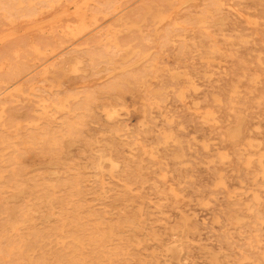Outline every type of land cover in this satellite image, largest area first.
<instances>
[{
	"label": "rangeland",
	"instance_id": "obj_1",
	"mask_svg": "<svg viewBox=\"0 0 264 264\" xmlns=\"http://www.w3.org/2000/svg\"><path fill=\"white\" fill-rule=\"evenodd\" d=\"M96 1L0 0V264H264V0Z\"/></svg>",
	"mask_w": 264,
	"mask_h": 264
},
{
	"label": "bare ground",
	"instance_id": "obj_2",
	"mask_svg": "<svg viewBox=\"0 0 264 264\" xmlns=\"http://www.w3.org/2000/svg\"><path fill=\"white\" fill-rule=\"evenodd\" d=\"M46 1H48V0H46ZM71 2H70V4L68 5V9H67V11H69V13H72L71 15H73V18L72 19H70L72 22H73V24H68L67 25V33H68V35H70V37H71V39L70 40H74L76 37H78L80 34H82V33H84V32H86L90 27H91V25H96L97 23H98V21H99V16H98V14H97V12H98V5H99V3H98V1H96V0H90V1H88V0H70ZM104 1V0H103ZM110 1V0H109ZM187 1V0H186ZM186 1H185V3H186ZM189 1V0H188ZM191 2V1H190ZM19 3V2H18ZM29 3V2H28ZM31 4H32V2H30ZM69 3V2H68ZM107 3H108V1H107ZM110 4V3H109ZM109 4H107V5H109ZM17 5H19V4H17ZM16 5V6H17ZM21 5V4H20ZM29 5V4H28ZM52 5V3H50V6ZM54 5V4H53ZM89 7H88V6ZM183 5V4H182ZM60 6V5H59ZM175 6V5H174ZM179 6H181L180 4H179ZM110 7V5L108 6V8ZM112 7H114V6H112ZM169 7V6H168ZM49 8H51V7H49ZM52 8H54V7H52ZM148 8V7H147ZM146 8V9H147ZM169 8H172L171 6L169 7ZM145 9V10H146ZM179 9V8H178ZM214 9V8H213ZM55 10V9H54ZM63 10V9H62ZM212 10V9H211ZM121 11V10H120ZM172 11V10H171ZM175 11V10H174ZM3 12V11H2ZM63 12V11H62ZM109 11H106V13H108ZM173 12V11H172ZM24 12H22V14H20L21 16H24V14H23ZM61 13V12H60ZM68 13V14H69ZM147 13H148V11H147ZM215 13V12H214ZM31 14L32 13H29L28 14V16H31ZM55 14V13H54ZM68 14H66V15H68ZM104 14L105 13H103L102 15L104 16ZM158 14V13H157ZM172 14V13H171ZM33 15V14H32ZM65 15V16H66ZM101 15V14H100ZM144 15H145V13H144ZM107 16V15H106ZM151 16H153V15H151ZM162 16H164L163 14H162ZM161 15L159 16V15H157V17L156 18H158V20L161 22V17H162ZM41 17V16H40ZM66 17H68V16H66ZM169 17H170V15H169ZM168 17V18H169ZM212 17V16H211ZM59 18V17H58ZM106 18V17H105ZM111 18V17H110ZM117 18H118V16H117ZM145 18V17H144ZM143 18V19H144ZM167 18V19H168ZM59 19H61V18H59ZM154 19V18H153ZM17 20V19H16ZM38 21V19H35V21ZM58 20V19H57ZM108 20V19H107ZM119 20H121V19H119ZM155 20V19H154ZM157 20V19H156ZM165 20V19H164ZM31 21V20H30ZM56 21V20H55ZM122 21V20H121ZM120 21V22H121ZM167 21V20H166ZM23 22V21H22ZM21 22V23H22ZM28 22V21H27ZM43 22V21H42ZM51 22H54V21H51ZM105 22V21H104ZM114 22V21H113ZM36 23V22H35ZM34 23V24H35ZM41 23V22H40ZM116 23V22H115ZM126 23V22H125ZM153 23H154V21H153ZM158 23V22H157ZM176 23V22H175ZM177 23H179V22H177ZM14 24V23H13ZM30 24V23H29ZM32 24V23H31ZM37 24H39V22L37 23ZM36 24V25H37ZM102 24V23H101ZM124 24V23H123ZM129 24V23H128ZM28 25V24H27ZM35 25V26H36ZM45 25V24H44ZM126 25V24H125ZM130 25V24H129ZM178 25V24H177ZM33 26V25H32ZM100 26V25H99ZM98 26V27H99ZM179 26V25H178ZM180 26H183V25H180ZM15 27V26H14ZM38 27V26H37ZM51 27V26H50ZM129 27V26H128ZM127 27V28H128ZM13 28V27H12ZM12 28H10V29H12ZM34 28V27H33ZM96 28V27H95ZM116 28V27H115ZM124 28V27H123ZM129 28H131V27H129ZM30 29V28H29ZM29 29H27V30H29ZM36 29V28H35ZM108 29V28H107ZM204 29V28H203ZM41 30V29H40ZM40 30H38V31H40ZM202 30V29H201ZM18 31V30H17ZM42 31V30H41ZM125 31V30H124ZM204 31V30H203ZM10 32V31H9ZM12 32V31H11ZM27 32V31H26ZM126 32V31H125ZM15 32H13V34H14ZM8 34V33H7ZM29 34V33H28ZM11 35H12V33H11ZM114 35V34H113ZM30 36V35H29ZM84 36V35H83ZM3 37V36H2ZM2 37H0V40H1V38ZM111 36H109V38H110ZM115 37V36H114ZM113 37V38H114ZM4 38V37H3ZM6 39V38H5ZM4 39V40H5ZM79 39V38H78ZM106 40H108L109 41V39L108 38H105ZM111 39V38H110ZM116 39V38H115ZM2 41V40H1ZM77 41V40H76ZM3 42V41H2ZM1 42V43H2ZM65 42H67V39H64V40H61V41H59V42H56V44H54V45H49V46H47V47H45L44 49H42V48H32V49H34L36 52H37V55H36V58H35V62H34V64L33 65H38V63H40L41 61H43V60H45L47 57H50V59L52 58V56H55L56 55V52L58 51V50H60L62 47H63V45L65 44ZM110 42V41H109ZM0 43V44H1ZM73 43V42H72ZM75 43V42H74ZM73 43V44H74ZM111 43V42H110ZM113 43V42H112ZM99 44V43H98ZM116 47H118L117 45H115ZM35 47V46H34ZM81 47V46H80ZM79 47V48H80ZM87 47V46H86ZM29 48H30V46H29ZM66 48V47H65ZM68 48V47H67ZM78 48V47H77ZM108 48V47H107ZM106 48V49H107ZM124 48V47H123ZM105 49V50H106ZM64 50V49H63ZM62 50V51H63ZM31 51V50H30ZM61 51V50H60ZM74 57V56H73ZM85 58V57H84ZM49 59V60H50ZM80 59V58H79ZM101 59V58H100ZM87 61V60H86ZM1 62H2V60H1ZM45 62H47V60L45 61ZM74 62V61H73ZM80 62H81V60H80ZM79 62V63H80ZM88 62V61H87ZM78 63V64H79ZM82 63V62H81ZM44 64V63H43ZM42 64V65H43ZM10 65V64H9ZM40 65V64H39ZM39 67V66H38ZM51 67V66H50ZM37 68V67H36ZM72 68V67H71ZM8 69V68H7ZM35 69V68H34ZM56 69V68H55ZM76 69V68H75ZM61 70H62V68H61ZM72 70V69H71ZM70 70V71H71ZM31 71H33V70H31ZM30 71V72H31ZM79 71V70H78ZM62 72H63V70H62ZM65 72V71H64ZM72 72V71H71ZM29 73V72H28ZM68 73V72H67ZM77 73V72H76ZM21 73H20V70H17L15 73H13V74H10L8 77H7V79H16L17 78V76L18 75H20ZM73 74V73H72ZM67 74H65L64 76H66ZM26 76V75H25ZM51 76H53V75H51ZM22 78V77H21ZM40 78V77H39ZM38 78V79H39ZM54 78V77H53ZM104 78V77H103ZM55 79H57V78H55ZM48 80V79H47ZM49 81H51V80H49ZM16 82V81H15ZM14 82V83H15ZM13 83V84H14ZM39 83H40V85L38 84L37 85V83L36 84H32V85H30L29 86V91H31V95H36L35 94V91H39V90H42V91H44L45 93H46V95L45 96H42V95H39V96H41V100H40V102H41V108H42V110H43V112H45L46 113V115H48V116H51V114H52V110L53 109H55L56 107H60V108H69L70 106H69V104L66 102V101H64V100H66V95L67 94H65V92H63V90H61V89H58L56 86H55V81H52L51 83H46V78H45V76H43L40 80H39ZM46 83V84H45ZM59 83V82H58ZM86 84V83H85ZM89 84V83H88ZM75 85H77V84H75ZM59 86V85H58ZM10 87V86H9ZM14 88H18L17 86H15ZM7 89V88H6ZM5 90V89H4ZM3 90V91H4ZM22 93V92H21ZM1 94V93H0ZM8 94V93H7ZM28 94V93H27ZM133 94V93H132ZM11 95H12V93H11ZM8 96H9V94H8ZM69 96V95H68ZM15 98V97H14ZM13 98V99H14ZM20 101V100H19ZM18 101V102H19ZM46 101H48L49 103H46ZM25 102H27V101H25ZM15 103V102H14ZM28 103V102H27ZM91 103H92V101L91 100H88L87 99V101H85L84 103H82L83 105L81 106L80 104L77 106V107H74V112H75V114H74V117H75V119L72 121V122H69L68 123V125H67V127H68V129H67V132H66V136H69V135H72L73 134V130L75 129H81L82 128V126H81V124H82V121H83V119L85 118V117H87V116H89V115H91L92 114V110H93V108H92V106H91ZM37 104V103H36ZM2 106V105H1ZM4 106V105H3ZM37 106V105H36ZM133 106V105H132ZM59 108V109H60ZM80 108H82L83 110L81 111L80 110ZM3 109V108H2ZM54 113V112H53ZM1 114V113H0ZM37 114V113H36ZM101 117V116H100ZM43 120V119H42ZM115 123V122H114ZM136 123V122H135ZM3 124V123H2ZM52 125V124H51ZM2 126V125H1ZM241 128V127H240ZM27 145V144H26ZM26 145H25V147H26ZM34 145V144H33ZM74 145V144H73ZM72 145V146H73ZM29 147V146H28ZM68 148V147H67ZM32 149V148H31ZM34 150V149H33ZM32 151V150H31ZM42 151V150H41ZM45 152V151H44ZM49 157V156H48ZM16 159V158H15ZM39 161V160H38ZM41 161V160H40ZM43 161V160H42ZM44 162V161H43ZM0 178H2L1 176H0ZM118 180V179H117ZM121 182V181H120ZM102 183H103V181H102ZM104 185V184H103ZM51 188H52V186H51ZM9 189V188H8ZM4 190V189H3ZM23 191V190H22ZM10 197H12V196H10ZM13 199V198H12ZM15 199V198H14ZM4 200V199H3ZM137 225V224H136ZM174 238V237H173ZM172 240H174V239H172ZM177 240V239H176ZM82 244V243H81ZM171 244V243H170ZM138 245H139V243H138ZM172 245H174L175 246V244H172ZM132 248V247H131ZM133 248H134V246H133ZM143 248V247H142ZM142 248H140L141 250H142ZM145 249H146V247H144ZM167 248V247H166ZM133 250V249H132ZM135 251H137V250H135ZM143 251V250H142ZM139 252V251H138ZM147 252H148V249H147ZM146 252V253H147ZM134 252L132 251V255H136V254H133ZM140 253V252H139ZM127 253H125V255H126ZM143 254V253H142ZM141 254V256H145V255H142ZM137 256H140V255H138V253H137ZM140 256V257H141ZM125 257V256H124ZM136 257V256H135ZM146 257H147V254H146ZM150 257V256H149ZM148 257V258H149ZM131 258H132V256H131ZM143 258V257H142ZM145 258V257H144ZM123 259V258H122ZM146 259V258H145ZM170 259V258H169ZM113 260V259H112ZM117 260V259H116ZM127 260V259H126ZM129 260H130V258H129ZM135 260V259H134ZM137 260V259H136ZM138 260H140V259H138ZM147 260V259H146ZM124 261V260H123ZM118 262V261H117ZM130 262V261H129ZM142 262V261H141ZM147 262H148V260H147ZM124 263V262H123ZM126 263V262H125ZM133 263V262H132ZM131 262H130V264H132ZM134 263H135V261H134ZM136 263H139V261L138 262H136ZM119 264H121V263H119Z\"/></svg>",
	"mask_w": 264,
	"mask_h": 264
}]
</instances>
